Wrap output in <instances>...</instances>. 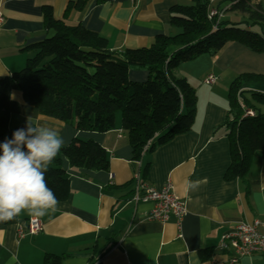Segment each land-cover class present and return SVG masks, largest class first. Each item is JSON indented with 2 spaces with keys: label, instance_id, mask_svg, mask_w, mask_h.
<instances>
[{
  "label": "crops",
  "instance_id": "obj_1",
  "mask_svg": "<svg viewBox=\"0 0 264 264\" xmlns=\"http://www.w3.org/2000/svg\"><path fill=\"white\" fill-rule=\"evenodd\" d=\"M70 1L77 0H0V77L21 70L34 55L30 46L51 36L42 22L44 6L51 7L55 18L81 24L104 37L111 50L120 51L149 47L159 35H175L170 10L191 3L85 0L78 10L67 9ZM254 1L264 9V0ZM226 16L224 13L222 19ZM179 66H187L192 74L179 76L175 70L174 75L186 78L198 92L194 124L189 132L139 160L132 158L120 117L108 132L79 131L41 116L18 92L11 93L19 111L9 115V127L16 118L17 124L30 120L35 126L54 128L63 138V146L72 140H92L107 152L108 168H72L62 158L61 166L69 177L68 197L59 201V211L38 220L42 230L36 235L18 237V229L26 227L31 218L24 212L15 222L0 225V264H43L47 254L60 256V264H204L210 259L228 264L229 254L216 250L220 236L239 221L264 224V156L255 152L246 175L226 181L224 173L231 162L229 142L222 128L214 129L227 116L228 83L242 73L264 74V56L232 42L215 57L202 55ZM209 75L215 77L212 84L204 82ZM128 77L143 82L148 73L132 69ZM242 89L264 93V83H245ZM147 163L144 181L156 189L169 182L185 203L187 214L180 231L172 218L164 223L149 219L152 203L129 202L134 175ZM236 264H264V258L244 256Z\"/></svg>",
  "mask_w": 264,
  "mask_h": 264
},
{
  "label": "trees",
  "instance_id": "obj_2",
  "mask_svg": "<svg viewBox=\"0 0 264 264\" xmlns=\"http://www.w3.org/2000/svg\"><path fill=\"white\" fill-rule=\"evenodd\" d=\"M84 4L85 0L70 1L67 9L81 10ZM211 5L240 18L234 22L221 18L213 28L215 20L207 18ZM169 21L180 29L177 34L159 35L149 47L116 51L109 48L104 37L79 23L67 24L55 18L51 7L44 6L42 22L51 36L30 46L34 55L21 70L0 77V144L12 139L28 121L9 128V115L19 111L18 102L10 99L13 91L41 116L79 131L108 132L115 128L120 112L121 129L133 160L189 132L195 120L196 91L173 71L202 55L215 57L232 42L264 56V9L254 0H191L189 5L172 7ZM132 69L146 71L147 79L131 81L128 72ZM249 82L264 83V74L242 73L231 81L227 116L214 129L217 132L222 128L229 142L231 162L224 173L226 181L244 177L255 152L264 156V93L242 89ZM244 109L254 115L244 116ZM62 158L72 168H108L107 152L92 140H72L62 146L45 174L58 201L70 193ZM149 166L142 167V180ZM15 221L16 217L0 225ZM60 261V256L47 254L43 264Z\"/></svg>",
  "mask_w": 264,
  "mask_h": 264
},
{
  "label": "clouds",
  "instance_id": "obj_3",
  "mask_svg": "<svg viewBox=\"0 0 264 264\" xmlns=\"http://www.w3.org/2000/svg\"><path fill=\"white\" fill-rule=\"evenodd\" d=\"M63 144L58 130L34 126L30 120L0 144V222L11 221L22 212L39 220L59 211L45 174Z\"/></svg>",
  "mask_w": 264,
  "mask_h": 264
},
{
  "label": "built area",
  "instance_id": "obj_4",
  "mask_svg": "<svg viewBox=\"0 0 264 264\" xmlns=\"http://www.w3.org/2000/svg\"><path fill=\"white\" fill-rule=\"evenodd\" d=\"M212 4V1H210ZM224 9L219 10L216 7H209L207 10L208 20H215L213 28L216 27L219 20L223 17ZM3 22L0 13V26ZM215 81L213 75L207 76L206 84H212ZM244 116H253L251 110L244 109ZM135 185L132 197L129 202L132 203H152L148 218L160 222H167L173 219L174 225L178 231L181 230V224L187 214L185 203L181 201L174 193L172 185L167 182L162 188L156 189L149 186L141 179L139 173L134 175ZM264 224L255 221L253 224L243 221L237 222L233 228L220 236L216 250L220 253L229 254L228 264H236L244 256L259 255L264 258ZM42 230L40 221L30 218L26 227L18 229V237L25 235H36ZM178 237H182L181 234ZM204 264H219L212 259Z\"/></svg>",
  "mask_w": 264,
  "mask_h": 264
},
{
  "label": "rangeland",
  "instance_id": "obj_5",
  "mask_svg": "<svg viewBox=\"0 0 264 264\" xmlns=\"http://www.w3.org/2000/svg\"><path fill=\"white\" fill-rule=\"evenodd\" d=\"M227 16H226V19H231L233 22L234 21H238V19L236 18V16H234L233 14H230V13H227L226 14ZM177 30V31H176ZM174 32H173V34H177L179 31H180V29L179 28H177ZM181 65V64H180ZM176 73L179 75V76H186V77H188V76H190V74H192V71H187V66L186 67H181V66H178L176 69ZM174 70V71H175ZM173 71V72H174ZM177 77V76H176ZM186 79V78H185ZM230 83L231 82H229L228 83V85H230ZM227 87V86H226ZM223 88L222 87H220L219 86V88H218V91H221ZM196 91V96H198V92H197V90H195ZM218 93V92H217ZM117 117H120V112H117V114H116V118ZM15 119L16 118H14V121L13 120H11V124H12V126L11 127H9V128H13L14 126H16V125H13V124H17V123H14L15 122Z\"/></svg>",
  "mask_w": 264,
  "mask_h": 264
}]
</instances>
